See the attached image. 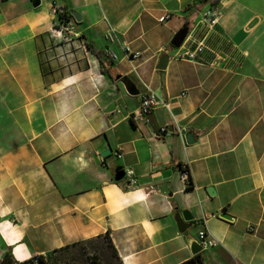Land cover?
<instances>
[{
	"label": "crops",
	"instance_id": "obj_1",
	"mask_svg": "<svg viewBox=\"0 0 264 264\" xmlns=\"http://www.w3.org/2000/svg\"><path fill=\"white\" fill-rule=\"evenodd\" d=\"M195 1L0 0V212L13 255L51 262L104 239L117 264H183L195 256L186 235L196 239L205 221L218 245L200 264H264V0ZM54 6L82 17L75 35L60 29ZM212 7L223 16L209 32L202 18ZM89 42L117 56L104 60L111 76ZM199 42V62L177 57ZM117 76L168 107L136 120L141 92L129 95ZM118 167L135 171L137 189L114 180ZM185 211L193 220L183 234L175 216Z\"/></svg>",
	"mask_w": 264,
	"mask_h": 264
},
{
	"label": "built area",
	"instance_id": "obj_2",
	"mask_svg": "<svg viewBox=\"0 0 264 264\" xmlns=\"http://www.w3.org/2000/svg\"><path fill=\"white\" fill-rule=\"evenodd\" d=\"M54 13L59 17V27L60 29L67 34H74L75 35V20L74 19H66V14L64 8L54 6ZM223 16V12L218 7H212L210 8L203 16L202 23L205 25V27L208 29L209 32L214 31L215 28L219 25L220 20ZM171 19V16L165 15L160 18V23H166ZM186 43L183 44V47ZM206 50V45L203 42H199L195 47H188L185 48L182 53H179L177 57L179 59H184L188 61H194L199 62L202 58V55L204 54ZM124 52L128 58H131L132 60H135L139 57V53H133L131 52L129 46H126L124 49ZM105 54L112 58L116 59L117 56L115 54H110L108 51H105ZM158 107H168V104L160 98L157 94L152 92L150 89H148L147 93H144L143 95V101L141 105V110L136 113L135 119H145L150 112H152L155 108ZM187 133V129H183L179 131L180 136L182 139H185V134ZM161 135H167L169 134L168 126H164L160 129ZM122 148L119 147L117 151L115 152V157L120 159L122 157ZM124 170V179L122 180L126 187L129 190L137 189L139 186L138 178L135 174V171L132 168H123ZM179 175L182 180V182L188 187L191 185L190 180V172L186 165H180L179 167ZM150 190L156 191L155 188L149 187ZM196 226H202L198 232L196 240L198 243L203 247V251L214 248L218 245L217 240L208 232L206 227L204 226L205 221L203 223L201 221L195 222ZM43 257V258H41ZM46 259L44 256L41 255H34L29 257H18L14 254V262L13 264H45Z\"/></svg>",
	"mask_w": 264,
	"mask_h": 264
},
{
	"label": "water",
	"instance_id": "obj_3",
	"mask_svg": "<svg viewBox=\"0 0 264 264\" xmlns=\"http://www.w3.org/2000/svg\"><path fill=\"white\" fill-rule=\"evenodd\" d=\"M33 5L35 7H38L40 5V0H33ZM72 16H73L75 22L80 23L82 21V17L79 14H77L76 12H73ZM188 35H189V28L188 27H184L181 30H179L176 33V35L173 37V39L171 40V43H170L171 47H173L175 49H180L183 46V44L185 43L186 39L188 38ZM168 62H169V55L166 54L158 60V64L156 66V69L158 71H165L168 67ZM117 80L118 81L120 80L122 82V84L125 86L129 95H131V96H139L140 95V90L138 89L136 84L133 83L129 78H122V76H117ZM185 141L188 145H191V144L196 142L192 133H186L185 134ZM112 153H113L112 149H109L103 153V156L107 157V156L111 155ZM124 176H125V174H124L123 167L116 168V170L114 172V180L116 182H121L124 179ZM207 191H208L210 196L215 195L212 187H208ZM219 217L223 218L225 220H228V221H232V218L224 212L220 213ZM192 220H193V216L189 211H185L182 214H177L175 216V221H176V224L178 226V229L183 234L186 233L191 228ZM186 236H187V240H188L190 249L192 251V254L197 255V254L202 253L203 247L198 243V241L193 236H191L190 234H187Z\"/></svg>",
	"mask_w": 264,
	"mask_h": 264
},
{
	"label": "rangeland",
	"instance_id": "obj_4",
	"mask_svg": "<svg viewBox=\"0 0 264 264\" xmlns=\"http://www.w3.org/2000/svg\"><path fill=\"white\" fill-rule=\"evenodd\" d=\"M177 50V49H175ZM140 89V88H139ZM141 95L139 97H143V91L140 90ZM4 210L1 208L0 212V264L3 260L4 255L7 252L12 253L11 248L8 246V232H9V223L4 215ZM192 234H195V232L192 230ZM13 254V253H12ZM14 256V255H13ZM87 257L95 264H117L114 254H112L107 241L104 239L96 240L91 243H88L86 246L78 248L77 250H74L72 252L68 251V254L65 255L63 258H55L54 260H51L52 264H72V261L76 259L77 261L81 257Z\"/></svg>",
	"mask_w": 264,
	"mask_h": 264
},
{
	"label": "trees",
	"instance_id": "obj_5",
	"mask_svg": "<svg viewBox=\"0 0 264 264\" xmlns=\"http://www.w3.org/2000/svg\"><path fill=\"white\" fill-rule=\"evenodd\" d=\"M206 0H196L194 2V4H198L201 2H204ZM65 10V9H64ZM65 14H66V19H74L72 14H69L66 10H65ZM89 48L91 49V51L99 58L100 62H101V67H102V72L106 75L111 76L110 72H108V70L104 67V60L108 57L105 54V51H101V50H95L92 47L91 42H89L88 44ZM115 255V254H114ZM43 258V257H41ZM46 259L45 264H52V262H50L46 257H44ZM14 262V256L12 253L7 252L4 257L3 260L1 261V264H13ZM202 263V253L195 255L191 260L183 263V264H200Z\"/></svg>",
	"mask_w": 264,
	"mask_h": 264
}]
</instances>
